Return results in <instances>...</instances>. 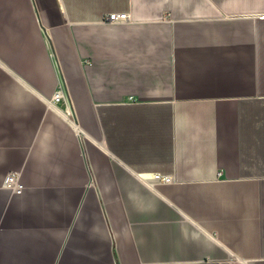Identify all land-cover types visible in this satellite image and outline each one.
Masks as SVG:
<instances>
[{"label": "crops", "instance_id": "1", "mask_svg": "<svg viewBox=\"0 0 264 264\" xmlns=\"http://www.w3.org/2000/svg\"><path fill=\"white\" fill-rule=\"evenodd\" d=\"M0 264H264V0H0Z\"/></svg>", "mask_w": 264, "mask_h": 264}, {"label": "built area", "instance_id": "2", "mask_svg": "<svg viewBox=\"0 0 264 264\" xmlns=\"http://www.w3.org/2000/svg\"><path fill=\"white\" fill-rule=\"evenodd\" d=\"M107 19L110 22H122V21L131 20V15L126 12H121L120 14L111 13L109 14ZM54 95H55L54 102H60V100L64 97L63 90L59 89V91H57ZM5 176L6 177L4 179L3 185L7 187L8 189L12 190L13 192L21 193L24 188V185L21 182V179H20L21 175L19 174V172L14 171V172L8 173ZM162 179L165 182H171L173 180L172 177L167 176V175L163 176Z\"/></svg>", "mask_w": 264, "mask_h": 264}]
</instances>
